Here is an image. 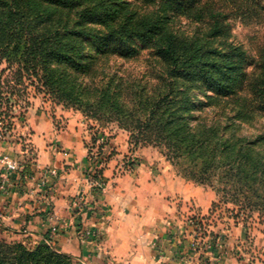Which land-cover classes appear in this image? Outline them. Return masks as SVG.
Here are the masks:
<instances>
[{"label":"trees","instance_id":"trees-1","mask_svg":"<svg viewBox=\"0 0 264 264\" xmlns=\"http://www.w3.org/2000/svg\"><path fill=\"white\" fill-rule=\"evenodd\" d=\"M252 1L0 0V64L9 73L4 104L9 108L27 82L65 109L117 122L132 142L163 148L176 166L188 162V180L211 185L218 175L217 196L261 210L264 162L249 153V143L228 138V125L206 116L221 99L234 102L237 119L264 114V45L252 58L228 41L230 16L264 18V6L250 9ZM179 17L203 34L176 31ZM130 41L152 52L161 75L152 91L126 96L123 83L100 69L113 56L134 57ZM191 86L212 92L209 102L194 105ZM0 264L72 262L53 246L0 238Z\"/></svg>","mask_w":264,"mask_h":264},{"label":"crops","instance_id":"crops-1","mask_svg":"<svg viewBox=\"0 0 264 264\" xmlns=\"http://www.w3.org/2000/svg\"><path fill=\"white\" fill-rule=\"evenodd\" d=\"M27 118L37 167L30 179L13 181L17 185L10 192H0L1 239L31 248L51 245L69 256L72 264H201L188 241L169 243L168 235L180 226L178 211L187 202L205 214L216 199L214 194L168 171L153 177L141 172L120 176L114 161L102 172V191L93 194L83 175L87 156L83 122L68 120L64 131H56L41 112H29ZM116 149L122 152L125 146ZM47 170L55 176L40 192L35 182ZM81 194L85 205L76 211L75 201ZM48 216L57 223L55 234ZM85 229L98 230L100 240H84ZM249 235L252 240L246 239L241 227L232 228L226 255L211 264H262L264 230Z\"/></svg>","mask_w":264,"mask_h":264},{"label":"rangeland","instance_id":"rangeland-1","mask_svg":"<svg viewBox=\"0 0 264 264\" xmlns=\"http://www.w3.org/2000/svg\"><path fill=\"white\" fill-rule=\"evenodd\" d=\"M258 1L264 6V0H254L247 2V4L249 3L250 9L259 10ZM156 7L151 5L152 9ZM228 22L229 43L242 47L248 56L256 58L264 45V18L256 19L253 17L248 21H242L238 17L230 16ZM200 27V25L183 17L176 18L174 21L175 30L185 36H192L197 32L203 34ZM129 43L137 48L134 57L118 58L113 56L102 64L100 70L105 73V78L115 77L117 82H122L126 96H131L139 88L152 91L160 83L158 82L161 75L160 65L150 50L143 49L137 41H130ZM6 68V63L0 64V100L3 102L0 105V113H5V115H0L1 193L8 190L10 192L17 185L13 181L20 182L24 179H30L34 175L38 157L36 148L30 142L33 131L27 123V114L29 112L32 114L41 112L52 120L56 131H64L68 120H75L76 124L83 122L80 128H82V133H85L84 145L87 151L86 168L83 175L93 194L102 191V172L111 161L116 163V173L120 176L141 172L143 175L150 174L153 177L168 171L176 177L214 194L216 199L205 214L198 212L192 201L187 202L182 207V211H178L177 219L180 226L172 228L168 235L169 243L177 240L188 241L190 249L199 254L201 264H211V260L219 261L226 255L225 247L228 242L229 231L232 228L241 227L247 240L253 239L249 235L250 232L264 230V207L261 210H250L242 208L238 203L225 201L221 198L222 196H217L216 190L220 187L218 175L214 177L211 185H200L188 180L184 176L188 169V162L176 166L166 156V151L163 148L135 144L130 139V133L120 128L117 122H105L103 119L95 120L86 117L80 110L65 109L49 96L35 92L34 87L28 86L27 82L18 87L20 93L11 99V106L8 108L4 104L5 81L9 74L6 72ZM249 70L251 69L247 71ZM191 87L193 89L190 95L194 105H200V102H209V97L213 95L212 92L199 86ZM219 101L220 106L218 108H208L209 111L206 114L208 119L218 121L222 125H228V138L243 141V144L249 143V153L259 155L264 162V114L247 112V114H242V119H237L234 115L235 110L233 111L235 109L234 102L228 101V99ZM117 137H119L118 140ZM121 145L125 146V149L122 152L117 151L116 146L120 147ZM10 165H15L16 168L10 169ZM50 176H55V173L47 170L36 180L35 183H37L40 192L44 191L39 186L40 180L46 178L49 184ZM261 178L264 182V176ZM258 187V193L264 196V187ZM83 197L82 194L77 197L78 199L75 201L76 211H80L84 207ZM86 230H91V235H87ZM81 236L84 240L94 242L101 238L100 232L92 229L83 230Z\"/></svg>","mask_w":264,"mask_h":264},{"label":"built area","instance_id":"built-area-1","mask_svg":"<svg viewBox=\"0 0 264 264\" xmlns=\"http://www.w3.org/2000/svg\"><path fill=\"white\" fill-rule=\"evenodd\" d=\"M9 168L10 169H15L16 168V166L15 165H10L9 166ZM93 183V182H92ZM39 186H40V188L42 189V190H45L47 187H48V180L46 179V178H42L41 180H40V182H39ZM79 203H81V202H79ZM83 203V202H82ZM47 220L52 224L51 225V227H50V231H51V233H53V234H55L56 233V231H57V223L55 222V220H54V218L52 217V216H48L47 217ZM90 232H92L91 230H86V234L87 235H91V233Z\"/></svg>","mask_w":264,"mask_h":264}]
</instances>
